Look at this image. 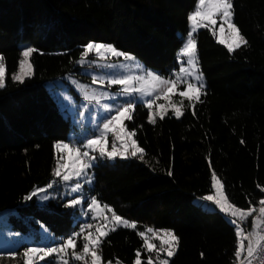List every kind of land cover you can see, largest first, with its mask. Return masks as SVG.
Listing matches in <instances>:
<instances>
[{
    "label": "trees",
    "instance_id": "16d2710c",
    "mask_svg": "<svg viewBox=\"0 0 264 264\" xmlns=\"http://www.w3.org/2000/svg\"><path fill=\"white\" fill-rule=\"evenodd\" d=\"M196 4L197 0H0V55L7 70L6 86L0 89V213L15 211L10 226L33 239L34 246L48 240L42 227L54 238L50 246L77 229L73 211L63 207L65 201L49 202L55 213L43 210L35 197L23 201L34 186L55 180L54 144L67 141L71 129L47 83L79 75L77 61L88 42L112 44L168 76L180 67L178 53ZM233 5L234 22L247 45L229 53L211 30L195 35L207 82L195 115L186 106L181 119L169 115L151 124L148 112L138 108L128 127L145 150L143 160L131 158L93 170L90 196L137 223V229L119 228L104 238L105 261L134 264L137 249L146 260L149 254L137 233L148 227L174 230L180 238L170 264L234 261V226L219 210L195 203L211 194L212 170L235 206L246 209L249 200L257 204L264 197L258 188L264 187V0H233ZM29 46L38 49L31 57L34 74L18 83L12 74L18 71L22 49ZM258 208L257 204L254 215ZM241 227L251 231V217ZM82 243L78 241L77 251ZM66 259L84 264L71 259V250ZM0 264H23V258L5 257Z\"/></svg>",
    "mask_w": 264,
    "mask_h": 264
},
{
    "label": "snow or ice",
    "instance_id": "6c2138e0",
    "mask_svg": "<svg viewBox=\"0 0 264 264\" xmlns=\"http://www.w3.org/2000/svg\"><path fill=\"white\" fill-rule=\"evenodd\" d=\"M234 5L233 0H197L195 10L189 14L188 21L190 30L187 32L185 42L183 43L180 53H178V61L180 63L179 71L173 73L175 79L169 77L164 78L151 70H144L143 65L137 61V58L131 53L117 49L114 45L102 42H88L82 46L81 59L77 63L83 65L85 58L90 54L95 53L97 59L107 60L109 57L113 58L112 63H103L98 66L105 70L103 77L93 76V82L98 80L101 83H107L108 87L119 85L117 93L103 92L100 98H108L115 101L117 96H125L126 99L123 104L112 107L111 105H104V108L111 114L103 118L102 124L94 130L91 137L85 136L83 139L74 137L70 141H57L54 144L56 152L59 154L57 158L56 167L53 169V176L59 180L50 181L45 187H35L23 197L24 202L38 198L41 202L42 209L48 212L55 213L50 205L44 202L55 197H50L47 190L53 188L56 183L63 182L64 184H72L70 192H80L84 183H91L92 177L89 175V170L95 166L97 159L94 152H98L100 158H107L108 160H115L116 158L128 159L139 158L143 160L145 150L140 147L135 137V131L126 130L124 124L125 120L131 121L133 119V112L136 104L142 102L144 106L149 109L148 122L155 124L157 117L163 120L168 114V107L171 108L174 116L180 119L184 115V110L181 106L171 104L166 107L164 104L156 105L159 111H152L153 105L159 99L158 93H163L165 100H170L169 93H174L179 86L184 85V90L179 91L181 105L183 100L187 99L193 115H195V104L202 103V96L206 95V84L203 80V74L199 69L197 43L194 38V33L200 28H207L212 31V35H217L218 31L223 36L225 32V25L227 26L228 38H220L218 42L226 45L229 53H232L241 46L247 45L245 36L240 32L238 26L233 22ZM38 49L33 47H25L21 51V59L19 60L18 72L12 75V79L18 83H24L26 79L31 78L34 74L31 57ZM123 58L124 61L130 62L123 65L116 63V60ZM89 63H96L97 61H88ZM134 67L137 74H125L120 71L122 68ZM141 70H143L141 72ZM6 64L3 55H0V89L6 86ZM164 86H167V91H164ZM145 97L148 99L145 100ZM86 100L91 103L93 100L99 104L100 98L95 94L89 98L85 93ZM83 116V112L77 113ZM91 120V111L89 110V117ZM75 122V121H74ZM117 124L119 127H117ZM114 134L115 140L121 142L118 148L115 142L112 143L111 150L106 147L108 144V134ZM78 141V142H77ZM243 143V141H241ZM67 157L70 163H61ZM211 160L209 159V167L211 168ZM67 169V170H65ZM169 171V175H171ZM258 188L264 192V187L258 185ZM211 194H206L198 198L201 204L213 205V211L219 210L227 219L229 224L235 228L236 246L234 251V261L232 264H252L254 258L259 256L264 246V197L257 202L259 205V215H254L257 204H253L249 200V205L246 209L235 206L226 196L223 182L218 178L216 172H211ZM86 204L87 208L82 209V214L90 215V219L94 223H82L79 225L80 231L73 232L66 239L59 244L52 246H29L24 249L22 253L16 251H8L0 253V259L5 257L16 259L22 256L23 264H39L40 261H46V264H69V259L63 257L68 256L71 250V259L75 261H83L88 264H113L112 260L105 261L102 255L101 245L110 232L115 231L117 227L126 229H137V223L131 222L126 218L118 215L108 205H102L101 202L92 196L89 200H85L83 196H77L66 201L64 208L75 209L78 205ZM106 210V211H105ZM110 212L109 217L107 213ZM75 216V212H73ZM251 217L252 230L245 232L241 225ZM102 219V222H101ZM94 228V231L92 229ZM146 233L152 234V239L158 240L159 245L153 243ZM143 240V251L148 253L147 259L142 258L141 249H137L135 253L134 264H170L171 258L179 249L180 238L171 229H154L148 227L145 231H138L137 233ZM19 235V234H17ZM46 239H54L47 236ZM82 240V248L77 251L78 241ZM246 242V243H245ZM155 253V259L151 255ZM166 254V258H161V254ZM201 253V257H203ZM52 258V259H49ZM116 264H121L119 259Z\"/></svg>",
    "mask_w": 264,
    "mask_h": 264
},
{
    "label": "rangeland",
    "instance_id": "374dc122",
    "mask_svg": "<svg viewBox=\"0 0 264 264\" xmlns=\"http://www.w3.org/2000/svg\"><path fill=\"white\" fill-rule=\"evenodd\" d=\"M233 22H234V16H233ZM216 27H217V35H216L217 40H219L220 38L227 39L228 38L227 26L225 25V32H224L223 36H221V34L218 31L219 24ZM202 29H206V28L198 29V31L196 33H194V38H195V35ZM189 30H190V25H189ZM185 39H186V37H185ZM185 39H184V42H185ZM224 46H226V45H224ZM88 61H97V62L96 63H89ZM137 61L143 65L144 70H151L154 73L159 74L157 71L150 69V68H147L138 58H137ZM112 62H113V58L109 57L107 60H104V59L98 60L96 54L92 53L89 55V57L85 58V63L83 65L78 63L80 66V74L79 75H77L76 73H73V74L67 75L66 77H62V78H59L55 81L47 83L46 87L48 88V90L51 92L52 96L56 100V102H57L59 108L61 109L62 113L64 114L65 118L70 123L71 129H70V133H69L67 141L73 140L74 137H80V139H83L85 136L91 137L94 134V130L98 127V125L102 124L103 118H105L111 114H114V113L107 112L104 108V105H111L112 107H116V106H119L120 104H123L126 99H130L129 97H125L122 95L117 96L115 101L108 99V98H100V94L103 92H108L111 94V93H117L119 91V88H120L119 85H113L111 87H108L106 82L101 83L98 80L96 83H94L93 79H92L93 76L103 77L105 74V70L101 69L98 66L99 64L112 63ZM115 62L119 63L121 65H123L125 63L130 64V62L124 61L123 58H119V60H116ZM178 63H179V61H178ZM198 64H199V62H198ZM179 66H180V63H179ZM199 69L201 71L200 66H199ZM120 71H123L125 74L135 75V74H137L138 70H136L134 67L130 66L128 68H122V69H120ZM142 71L143 70H141V72ZM178 71H179V69L173 70L170 72V74L168 76H162L160 74L159 75L161 77H164V78L171 77V78L175 79V77L173 76V73H176ZM17 72H15V73H17ZM6 76H7V70H6ZM203 80H204L206 87H207V82H206V78H205L204 74H203ZM182 90H184V85L181 84L179 86V88L174 93L168 94L171 97L170 100H165L164 94L158 93L159 99H157L156 103L153 105L152 111H154V112L159 111V109L156 107V105H159V104H164L166 107H168L171 104H175L177 106H181L184 110V113H185V107L190 106V104H189V101L187 99H184L183 104L181 105V99L182 98L179 96V91H182ZM164 91L165 92L167 91V86H164ZM85 93L88 94L89 98H91L92 95L95 94L98 98H100V103L97 104L94 100L90 103L89 100H86L84 98ZM146 99H148V97H145V100ZM138 108H142L145 111L149 112V109L146 106H144V104L142 102H138L136 104L135 110L132 114L133 119H134V113ZM89 110L91 111V120L88 118L89 117ZM78 112H83L84 115L79 116L77 114ZM169 115L174 116L170 107H168V114L165 117H167ZM157 119H159V118L157 117ZM128 122H129L128 120L124 121V124L126 126V130L132 131L128 127ZM117 127H119L118 124H117ZM133 138L135 139V137H133ZM67 141H65V142H67ZM113 142H115V144L118 148L120 147L121 142L118 140H115L114 134L109 133L108 134V144L106 145V147L109 151L111 150ZM92 155H96L97 159L95 161V166L89 170V175L91 177L93 175V170L95 169V167H99L102 165L113 166L118 161H125L128 159H131V158H128V159L116 158L115 160H108L107 158H100L98 152H94V153H92ZM61 163H70V162L67 160V157H65V159L62 160ZM65 170H67V169H65ZM218 178H219V176H218ZM55 180H59V178L55 177ZM74 183H75V181H73L72 183L67 184V185L64 184L63 182L54 184L53 188L47 190V194L50 197H55V199H50L49 201L44 202V203L49 204V202L51 200H54L55 202L65 201V203H66V201L69 200L70 198L72 199V198L77 197V196H83L85 198V200H89L91 198V196L88 193V189L91 187L92 181H91V183H84L83 181H81V183L83 184V188L80 192H75V193L70 192L72 184H74ZM37 200H38L39 205L41 206V202L39 201L38 198H37ZM195 203L201 205L205 210L213 211V207H214L213 205L201 204L198 199L195 200ZM86 208H87L86 204L78 205L75 209L68 208V209L72 210L73 212H75L74 226H77V229L75 230V232L80 231L79 225L82 223H94V224L96 223L90 219L91 214H89V216H85L82 214L81 210L86 209ZM13 214H15V211H5V212L0 213V253L8 252V251H17V249L23 245L34 246L33 245V243H34L33 239H31V238H29V237H27L21 233L14 231L12 229V227L10 226L9 218ZM107 215L110 217L111 213L108 212ZM129 221H131V220H129ZM101 222H102V219H101ZM131 222H134V221H131ZM119 228H123V227H117V229H119ZM154 229H156V228H154ZM92 231H94V228L92 229ZM45 233H47L48 237L53 238V236L50 235L49 231L45 227H42L41 228V234L44 237H45ZM17 234H19V235H17ZM146 235L149 236V238L152 240L153 243H156L157 245H159L158 240L152 239L151 233H146ZM52 241H53V239H48L46 242H44V244L42 243L41 245H37V246H50V243ZM151 255L155 259V253H152ZM66 257H63V258L66 259ZM173 257L171 258V260L173 259ZM161 258H166V254L162 253ZM171 260H170V262H171ZM39 264H46V261H40ZM113 264H116V262H114Z\"/></svg>",
    "mask_w": 264,
    "mask_h": 264
},
{
    "label": "built area",
    "instance_id": "2783aa9c",
    "mask_svg": "<svg viewBox=\"0 0 264 264\" xmlns=\"http://www.w3.org/2000/svg\"><path fill=\"white\" fill-rule=\"evenodd\" d=\"M262 228H264V226H262ZM261 234H264V231H262ZM252 264H264V246H262L261 254L253 259Z\"/></svg>",
    "mask_w": 264,
    "mask_h": 264
},
{
    "label": "crops",
    "instance_id": "0c3cea01",
    "mask_svg": "<svg viewBox=\"0 0 264 264\" xmlns=\"http://www.w3.org/2000/svg\"><path fill=\"white\" fill-rule=\"evenodd\" d=\"M258 215H259V213H258ZM258 215H257V216H258ZM245 243H246V242H245Z\"/></svg>",
    "mask_w": 264,
    "mask_h": 264
}]
</instances>
